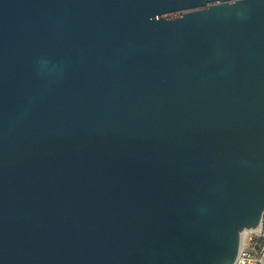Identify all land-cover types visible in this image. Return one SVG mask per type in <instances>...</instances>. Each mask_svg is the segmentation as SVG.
Returning <instances> with one entry per match:
<instances>
[{
	"label": "water",
	"instance_id": "1",
	"mask_svg": "<svg viewBox=\"0 0 264 264\" xmlns=\"http://www.w3.org/2000/svg\"><path fill=\"white\" fill-rule=\"evenodd\" d=\"M255 228L264 0H0V264H234Z\"/></svg>",
	"mask_w": 264,
	"mask_h": 264
},
{
	"label": "built area",
	"instance_id": "2",
	"mask_svg": "<svg viewBox=\"0 0 264 264\" xmlns=\"http://www.w3.org/2000/svg\"><path fill=\"white\" fill-rule=\"evenodd\" d=\"M234 264H264V230H248Z\"/></svg>",
	"mask_w": 264,
	"mask_h": 264
},
{
	"label": "rangeland",
	"instance_id": "3",
	"mask_svg": "<svg viewBox=\"0 0 264 264\" xmlns=\"http://www.w3.org/2000/svg\"><path fill=\"white\" fill-rule=\"evenodd\" d=\"M199 8H201V7H192V8L186 9L185 11H175V12H170V13H166L164 16H167V17H169V16H174V15L179 14V13H181V12L194 11V10H197V9H199Z\"/></svg>",
	"mask_w": 264,
	"mask_h": 264
},
{
	"label": "bare ground",
	"instance_id": "4",
	"mask_svg": "<svg viewBox=\"0 0 264 264\" xmlns=\"http://www.w3.org/2000/svg\"><path fill=\"white\" fill-rule=\"evenodd\" d=\"M247 231H248V230H246V231L244 232V236H245V234L247 233ZM244 236H243V237H244Z\"/></svg>",
	"mask_w": 264,
	"mask_h": 264
}]
</instances>
